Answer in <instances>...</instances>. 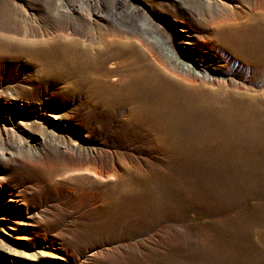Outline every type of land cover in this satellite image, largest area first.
I'll list each match as a JSON object with an SVG mask.
<instances>
[{
  "label": "rangeland",
  "instance_id": "obj_1",
  "mask_svg": "<svg viewBox=\"0 0 264 264\" xmlns=\"http://www.w3.org/2000/svg\"><path fill=\"white\" fill-rule=\"evenodd\" d=\"M0 264H264V0H0Z\"/></svg>",
  "mask_w": 264,
  "mask_h": 264
},
{
  "label": "bare ground",
  "instance_id": "obj_2",
  "mask_svg": "<svg viewBox=\"0 0 264 264\" xmlns=\"http://www.w3.org/2000/svg\"><path fill=\"white\" fill-rule=\"evenodd\" d=\"M163 51L166 54H168V55H166V57L169 59V61H173L174 66L179 69L180 73H183L184 75H187V76L193 78L194 80L206 79V77L208 76L207 71H203V74H199L200 72L196 71L193 66L182 65V62L179 61V59H180L179 54L180 53L179 54L177 53V51L175 50V47L173 45H167L166 44Z\"/></svg>",
  "mask_w": 264,
  "mask_h": 264
}]
</instances>
